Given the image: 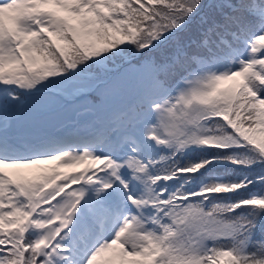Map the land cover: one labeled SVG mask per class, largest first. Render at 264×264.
Returning a JSON list of instances; mask_svg holds the SVG:
<instances>
[{
    "label": "snow or ice",
    "instance_id": "obj_1",
    "mask_svg": "<svg viewBox=\"0 0 264 264\" xmlns=\"http://www.w3.org/2000/svg\"><path fill=\"white\" fill-rule=\"evenodd\" d=\"M0 264H264V0H0Z\"/></svg>",
    "mask_w": 264,
    "mask_h": 264
}]
</instances>
